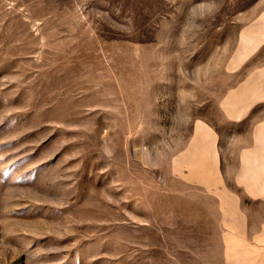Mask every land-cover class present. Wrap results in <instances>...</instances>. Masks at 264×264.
<instances>
[{"label":"rangeland","instance_id":"374dc122","mask_svg":"<svg viewBox=\"0 0 264 264\" xmlns=\"http://www.w3.org/2000/svg\"><path fill=\"white\" fill-rule=\"evenodd\" d=\"M0 264H264V0H0Z\"/></svg>","mask_w":264,"mask_h":264}]
</instances>
